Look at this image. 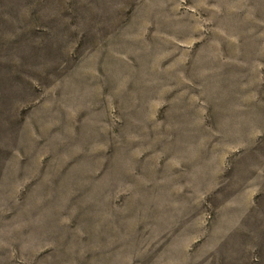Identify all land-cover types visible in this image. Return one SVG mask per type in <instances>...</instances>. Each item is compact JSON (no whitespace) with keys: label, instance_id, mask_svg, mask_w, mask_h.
I'll return each mask as SVG.
<instances>
[{"label":"rangeland","instance_id":"obj_1","mask_svg":"<svg viewBox=\"0 0 264 264\" xmlns=\"http://www.w3.org/2000/svg\"><path fill=\"white\" fill-rule=\"evenodd\" d=\"M0 264H264V0H0Z\"/></svg>","mask_w":264,"mask_h":264}]
</instances>
